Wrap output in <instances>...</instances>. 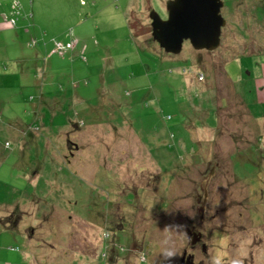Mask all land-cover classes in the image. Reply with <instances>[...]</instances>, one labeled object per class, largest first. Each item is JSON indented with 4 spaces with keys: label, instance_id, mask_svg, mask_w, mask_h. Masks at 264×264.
Listing matches in <instances>:
<instances>
[{
    "label": "rangeland",
    "instance_id": "374dc122",
    "mask_svg": "<svg viewBox=\"0 0 264 264\" xmlns=\"http://www.w3.org/2000/svg\"><path fill=\"white\" fill-rule=\"evenodd\" d=\"M167 1L0 0V264H264V0L178 55Z\"/></svg>",
    "mask_w": 264,
    "mask_h": 264
},
{
    "label": "water",
    "instance_id": "95a60500",
    "mask_svg": "<svg viewBox=\"0 0 264 264\" xmlns=\"http://www.w3.org/2000/svg\"><path fill=\"white\" fill-rule=\"evenodd\" d=\"M223 7V0H168L166 19L150 10L152 36L168 54H180L185 41L198 51H215L227 26ZM198 240L194 236L193 243Z\"/></svg>",
    "mask_w": 264,
    "mask_h": 264
},
{
    "label": "flooded vegetation",
    "instance_id": "af4514ba",
    "mask_svg": "<svg viewBox=\"0 0 264 264\" xmlns=\"http://www.w3.org/2000/svg\"><path fill=\"white\" fill-rule=\"evenodd\" d=\"M167 16H168V12H167ZM167 16L164 17V19H166ZM206 183H207V181H206ZM201 203L203 205L201 207L202 213H201L200 223H199L198 226H196L194 224V225H192V227L187 228V233H188L189 237H191V239H192V241H191V243H192V245H191L192 249H196L197 247L200 246L202 252L203 253H207L208 246H207L206 241H205L206 235H205V232L202 230V228H203V226H204V224L206 222L205 215L208 212L205 209L206 205L208 204L207 198L206 199L202 198L201 199ZM213 217H215V216H213ZM194 236L195 237H197V236L199 237V240L196 243H193ZM179 264H197V262L195 261L194 254L187 253V249H186L184 251V254L182 255V258H181Z\"/></svg>",
    "mask_w": 264,
    "mask_h": 264
},
{
    "label": "built area",
    "instance_id": "2783aa9c",
    "mask_svg": "<svg viewBox=\"0 0 264 264\" xmlns=\"http://www.w3.org/2000/svg\"><path fill=\"white\" fill-rule=\"evenodd\" d=\"M67 47H71V44L69 45V46H67ZM65 47L61 44V43H58L57 44V51L59 52V53H61V54H63L67 49H64ZM201 78H203L204 79V75L203 74H201Z\"/></svg>",
    "mask_w": 264,
    "mask_h": 264
},
{
    "label": "crops",
    "instance_id": "0c3cea01",
    "mask_svg": "<svg viewBox=\"0 0 264 264\" xmlns=\"http://www.w3.org/2000/svg\"><path fill=\"white\" fill-rule=\"evenodd\" d=\"M80 42V41H79ZM77 44H78V42H77ZM76 47H78V45L76 46ZM76 47H75V49H76ZM74 51V50H73Z\"/></svg>",
    "mask_w": 264,
    "mask_h": 264
}]
</instances>
